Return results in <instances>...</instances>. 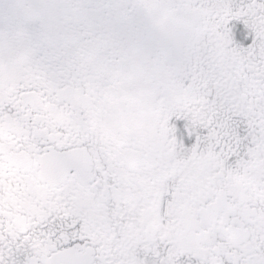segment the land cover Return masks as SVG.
Returning <instances> with one entry per match:
<instances>
[{"label":"snow or ice","instance_id":"snow-or-ice-1","mask_svg":"<svg viewBox=\"0 0 264 264\" xmlns=\"http://www.w3.org/2000/svg\"><path fill=\"white\" fill-rule=\"evenodd\" d=\"M0 264H264V0H0Z\"/></svg>","mask_w":264,"mask_h":264}]
</instances>
